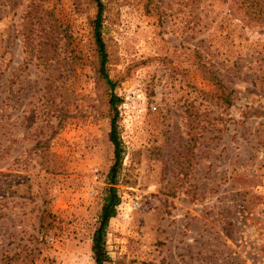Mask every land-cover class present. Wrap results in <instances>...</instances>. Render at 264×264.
I'll list each match as a JSON object with an SVG mask.
<instances>
[{
    "label": "rangeland",
    "instance_id": "374dc122",
    "mask_svg": "<svg viewBox=\"0 0 264 264\" xmlns=\"http://www.w3.org/2000/svg\"><path fill=\"white\" fill-rule=\"evenodd\" d=\"M101 1L122 98L105 264H264V19L231 0ZM34 7L58 25L47 49ZM96 12L0 0V264H95L114 162Z\"/></svg>",
    "mask_w": 264,
    "mask_h": 264
},
{
    "label": "trees",
    "instance_id": "16d2710c",
    "mask_svg": "<svg viewBox=\"0 0 264 264\" xmlns=\"http://www.w3.org/2000/svg\"><path fill=\"white\" fill-rule=\"evenodd\" d=\"M97 6V12L94 19L90 22V29L94 40L95 59L94 67L98 78L106 80L110 90L105 92L106 98L103 100L107 107V114L110 119V129L108 133L109 141L114 146V162L108 171V180L112 186L104 188L103 202L100 208L97 225L91 238V251L95 264H105L109 261L108 253L105 248V237L109 220L116 216L117 206L121 202V197L117 188L113 185L117 183L118 171L122 162V141L117 130L118 106L122 103V98L114 91L115 84L109 78L107 73L108 52L103 37V3L101 0H94ZM233 11L243 20L264 19V0H231ZM39 9L34 7L27 14V20L30 25L39 24V30L44 35L43 46L47 49L52 46L53 27L56 23H49V29H45L47 21L45 17L39 14ZM33 31L32 28L29 32ZM27 38V36H26Z\"/></svg>",
    "mask_w": 264,
    "mask_h": 264
}]
</instances>
